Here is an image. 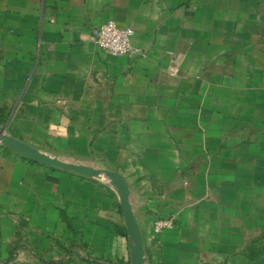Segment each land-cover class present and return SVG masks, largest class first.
<instances>
[{
  "label": "crops",
  "instance_id": "obj_1",
  "mask_svg": "<svg viewBox=\"0 0 264 264\" xmlns=\"http://www.w3.org/2000/svg\"><path fill=\"white\" fill-rule=\"evenodd\" d=\"M1 127L121 174L145 264L264 254V0H0ZM124 232L108 181L0 144V264H131Z\"/></svg>",
  "mask_w": 264,
  "mask_h": 264
},
{
  "label": "water",
  "instance_id": "obj_2",
  "mask_svg": "<svg viewBox=\"0 0 264 264\" xmlns=\"http://www.w3.org/2000/svg\"><path fill=\"white\" fill-rule=\"evenodd\" d=\"M0 144L35 163L69 170L83 176L100 177L108 181L118 194L129 241L131 264H145L143 237L129 200L130 188L121 174L112 169L99 167L88 162L45 153L8 134L4 127L0 128ZM248 264H264V254Z\"/></svg>",
  "mask_w": 264,
  "mask_h": 264
},
{
  "label": "built area",
  "instance_id": "obj_3",
  "mask_svg": "<svg viewBox=\"0 0 264 264\" xmlns=\"http://www.w3.org/2000/svg\"><path fill=\"white\" fill-rule=\"evenodd\" d=\"M134 31L131 27L117 25L109 20L93 30L94 43L117 56H131L136 53L132 44ZM173 225L172 218H158L153 222V233L158 234Z\"/></svg>",
  "mask_w": 264,
  "mask_h": 264
},
{
  "label": "trees",
  "instance_id": "obj_4",
  "mask_svg": "<svg viewBox=\"0 0 264 264\" xmlns=\"http://www.w3.org/2000/svg\"><path fill=\"white\" fill-rule=\"evenodd\" d=\"M124 235H126V232H124ZM254 260V259H253ZM253 260H251V261H253Z\"/></svg>",
  "mask_w": 264,
  "mask_h": 264
}]
</instances>
